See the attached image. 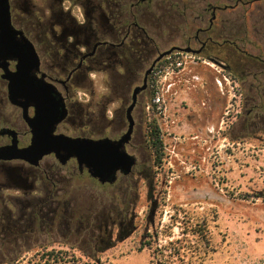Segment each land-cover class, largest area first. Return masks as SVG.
Segmentation results:
<instances>
[{
    "label": "rangeland",
    "instance_id": "rangeland-1",
    "mask_svg": "<svg viewBox=\"0 0 264 264\" xmlns=\"http://www.w3.org/2000/svg\"><path fill=\"white\" fill-rule=\"evenodd\" d=\"M146 1L148 8L135 21L145 27L154 47L145 64L133 67L126 82L130 91L141 85L157 52L171 46L186 48L197 27L207 26V21L202 25L196 18L203 14L202 0L185 8L179 1L178 15L168 13L162 0ZM34 2L41 5L44 0ZM206 2L226 7L216 13L211 30L214 40L225 43V52L209 50L200 56L214 62L229 83L207 66L194 67L193 74L187 73L192 67H186L176 77L179 84L169 98L166 118L148 109L152 97L148 85L138 96V107L144 111L145 131L156 120L163 144L161 162L154 163L147 140L136 149L134 171L141 169L142 177L134 176L126 186L125 200L116 186L93 183L84 176L73 210L82 217L83 242L51 244L55 249L50 254L62 252L63 259L49 254L36 257L34 264H45L47 259L49 264H264V0ZM92 75L97 96L107 100L105 73ZM193 75L201 81L193 83ZM214 110L220 111L219 125L213 136H207L208 115ZM152 173L157 177L150 197ZM124 203L126 224L134 226L131 234L126 232L124 240L113 237L110 248L88 236L85 228L100 224L97 215L107 214L112 204ZM206 240L211 245L203 255L200 242Z\"/></svg>",
    "mask_w": 264,
    "mask_h": 264
},
{
    "label": "flooded vegetation",
    "instance_id": "flooded-vegetation-1",
    "mask_svg": "<svg viewBox=\"0 0 264 264\" xmlns=\"http://www.w3.org/2000/svg\"><path fill=\"white\" fill-rule=\"evenodd\" d=\"M133 1L44 0L40 5L34 0H8L16 51L28 53L26 38L36 60L28 59V100L10 99L8 78L17 70V59L7 52V57L0 60V263L9 259L10 264H34L36 257L49 258L55 249L51 244L83 242L82 217L73 213L75 196L82 190L84 176L93 183L98 181L79 167L76 159L63 160V153L46 154L33 162L8 157L32 142L46 144L60 135L114 142L123 139L128 127L126 108L133 90L130 85L126 90V82L133 67L145 64L154 47L145 27L135 21L136 15L141 16L148 8L147 1ZM162 1L171 15H178L179 1L183 8L193 5V0ZM202 3L203 14L196 18L202 25L207 21V26H198L185 44L199 50V55L209 50L224 54L225 43L214 40L211 30L216 13L226 7L211 6L206 0ZM143 4L146 6L141 7ZM94 72L107 77V100L96 94ZM138 104L137 99L130 139L121 147L127 153L130 148L132 156L146 142L144 111ZM219 113L214 110L208 115L207 136L214 135ZM136 166L137 159L131 173L118 171L114 181L104 185L116 186L125 200L126 186L134 176L142 177L141 169L134 171ZM155 177L157 174L152 173L150 197ZM157 205L153 202L151 217ZM96 218L100 224L85 230L106 248L112 246L113 237L124 240L126 232H133L132 223L126 224L125 203L121 207L112 204L107 214ZM45 264H49L48 259Z\"/></svg>",
    "mask_w": 264,
    "mask_h": 264
},
{
    "label": "water",
    "instance_id": "water-1",
    "mask_svg": "<svg viewBox=\"0 0 264 264\" xmlns=\"http://www.w3.org/2000/svg\"><path fill=\"white\" fill-rule=\"evenodd\" d=\"M15 33L16 31L10 20L8 0H0V60L5 59L7 57L6 53L10 52L11 54H9V56L18 61L16 72L13 74L12 78H8L10 99L24 98L25 100H28V59L31 58L36 60V54L33 50L32 44L26 38H24V46L28 53H17V47L13 41V35ZM173 52L191 53L196 55L200 54L199 50L190 47L182 48L175 46L160 52L157 55L149 68L145 71L141 85L134 87L132 90L131 102L126 108L128 127L122 140L114 142L110 139H73L60 135L54 137L53 141L46 144H40L37 141L32 142L28 148L16 150L15 154L8 158H19L33 162L46 154L55 153L56 155H59L63 153V160H68L70 158L76 159L78 166L86 169L88 175L97 180L100 185L114 181L115 175L118 171L124 172L128 175L136 164V158L129 153L124 152L121 147L123 142L126 141L127 143L129 141L135 124L132 111L136 106L138 95L147 89L148 76L152 73L155 65ZM63 117L64 111L60 120L63 119ZM51 131L52 130H50V132Z\"/></svg>",
    "mask_w": 264,
    "mask_h": 264
},
{
    "label": "built area",
    "instance_id": "built-area-1",
    "mask_svg": "<svg viewBox=\"0 0 264 264\" xmlns=\"http://www.w3.org/2000/svg\"><path fill=\"white\" fill-rule=\"evenodd\" d=\"M163 60L164 63L158 67H155L152 71L155 80L151 85L153 93L148 106V109L153 114H156L162 118L167 117L166 115L169 111L167 105L170 101L169 98L175 95L176 85L179 84V81L176 80V77L182 75L186 67H192L187 70V73H190L192 72V69L198 65L207 66L215 71V73L221 75L224 82L227 84L229 83L228 78L222 74L221 70L217 68L214 62H211V60L206 58H202L200 55L175 52L165 57ZM200 81L201 79L199 76H192L193 83H199ZM216 81L218 82L217 84L221 86L219 79H216ZM233 97H235V95ZM223 123L224 121H222V124Z\"/></svg>",
    "mask_w": 264,
    "mask_h": 264
},
{
    "label": "trees",
    "instance_id": "trees-1",
    "mask_svg": "<svg viewBox=\"0 0 264 264\" xmlns=\"http://www.w3.org/2000/svg\"><path fill=\"white\" fill-rule=\"evenodd\" d=\"M163 63H164V60L159 61L156 64V67L162 65ZM154 80H155V78L153 76V73H151L148 77V85L150 86L151 91H152L151 85L154 83ZM146 140L148 143L147 145H148L149 149L151 150V152L154 156V163L159 164L161 162V158L163 155V144H162V141L160 140V137H159V128L156 124L155 119H153V121L148 123L147 129H146ZM203 231H204V228L199 230L196 233H202ZM200 245H201V247L205 248V249H203V255H204L205 253H207L206 248L209 247L211 244L208 240H206V241L200 242ZM50 255L53 258H55L56 260L61 261L63 259L62 252L55 253L54 251H52ZM65 255L68 257V254H66V252H65ZM67 259H68V261H70L69 258H67ZM204 259H205L204 256H202V254H201L200 260L203 261ZM77 262H78V260H74V263H77Z\"/></svg>",
    "mask_w": 264,
    "mask_h": 264
},
{
    "label": "crops",
    "instance_id": "crops-1",
    "mask_svg": "<svg viewBox=\"0 0 264 264\" xmlns=\"http://www.w3.org/2000/svg\"><path fill=\"white\" fill-rule=\"evenodd\" d=\"M215 80H216V78H215ZM216 83H218L217 81H216ZM219 85V84H218Z\"/></svg>",
    "mask_w": 264,
    "mask_h": 264
}]
</instances>
